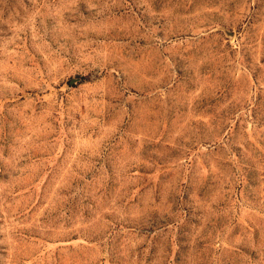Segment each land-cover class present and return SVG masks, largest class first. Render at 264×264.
I'll use <instances>...</instances> for the list:
<instances>
[{"label": "rangeland", "instance_id": "1", "mask_svg": "<svg viewBox=\"0 0 264 264\" xmlns=\"http://www.w3.org/2000/svg\"><path fill=\"white\" fill-rule=\"evenodd\" d=\"M0 264H264V0H0Z\"/></svg>", "mask_w": 264, "mask_h": 264}, {"label": "water", "instance_id": "2", "mask_svg": "<svg viewBox=\"0 0 264 264\" xmlns=\"http://www.w3.org/2000/svg\"><path fill=\"white\" fill-rule=\"evenodd\" d=\"M228 37H232V33H227ZM76 82L75 79H71L68 83V86H72Z\"/></svg>", "mask_w": 264, "mask_h": 264}]
</instances>
